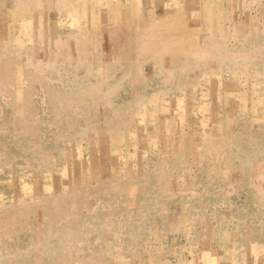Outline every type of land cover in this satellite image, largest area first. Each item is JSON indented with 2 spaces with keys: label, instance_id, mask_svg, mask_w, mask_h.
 <instances>
[{
  "label": "rangeland",
  "instance_id": "rangeland-1",
  "mask_svg": "<svg viewBox=\"0 0 264 264\" xmlns=\"http://www.w3.org/2000/svg\"><path fill=\"white\" fill-rule=\"evenodd\" d=\"M0 264H264V0H0Z\"/></svg>",
  "mask_w": 264,
  "mask_h": 264
},
{
  "label": "bare ground",
  "instance_id": "bare-ground-1",
  "mask_svg": "<svg viewBox=\"0 0 264 264\" xmlns=\"http://www.w3.org/2000/svg\"><path fill=\"white\" fill-rule=\"evenodd\" d=\"M74 20V19H73ZM77 20V19H76ZM36 69V68H35ZM37 243V242H36Z\"/></svg>",
  "mask_w": 264,
  "mask_h": 264
}]
</instances>
